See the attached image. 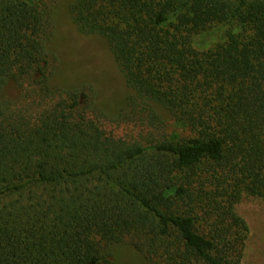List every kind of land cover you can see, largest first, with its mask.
Returning <instances> with one entry per match:
<instances>
[{
	"label": "trees",
	"instance_id": "obj_1",
	"mask_svg": "<svg viewBox=\"0 0 264 264\" xmlns=\"http://www.w3.org/2000/svg\"><path fill=\"white\" fill-rule=\"evenodd\" d=\"M244 196L264 199V0H0V264H117L122 243L242 264Z\"/></svg>",
	"mask_w": 264,
	"mask_h": 264
},
{
	"label": "rangeland",
	"instance_id": "obj_2",
	"mask_svg": "<svg viewBox=\"0 0 264 264\" xmlns=\"http://www.w3.org/2000/svg\"><path fill=\"white\" fill-rule=\"evenodd\" d=\"M65 32L70 40V51L72 46H75L79 49V56L91 57L90 73L93 67L100 69L101 72L96 77V85L99 91L104 90L103 93L106 94L104 98L119 99L126 90L125 84L107 47L98 40L79 35L70 23L66 25ZM3 94L15 99L17 97L15 85H7ZM236 210L249 228L242 264H264V199L244 196L236 205ZM113 251L117 264H144L141 254L127 243L117 245Z\"/></svg>",
	"mask_w": 264,
	"mask_h": 264
}]
</instances>
